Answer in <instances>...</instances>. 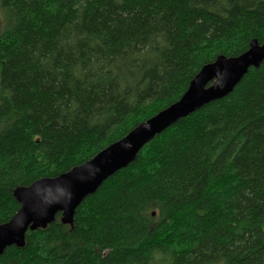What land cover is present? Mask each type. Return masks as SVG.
I'll return each mask as SVG.
<instances>
[{
  "label": "trees",
  "instance_id": "16d2710c",
  "mask_svg": "<svg viewBox=\"0 0 264 264\" xmlns=\"http://www.w3.org/2000/svg\"><path fill=\"white\" fill-rule=\"evenodd\" d=\"M0 224L179 100L217 56L264 42V0H0ZM0 264H264V60L156 135Z\"/></svg>",
  "mask_w": 264,
  "mask_h": 264
},
{
  "label": "water",
  "instance_id": "95a60500",
  "mask_svg": "<svg viewBox=\"0 0 264 264\" xmlns=\"http://www.w3.org/2000/svg\"><path fill=\"white\" fill-rule=\"evenodd\" d=\"M263 60L264 42L255 39L239 56H217L199 70L178 101L137 125L89 161L55 178H43L28 187L15 188L13 197L19 209L8 222L0 224V256L9 247L22 248L28 231L46 229L57 214L61 224L72 226L81 202L107 178L132 163L145 144L179 119L228 96L248 70L257 68Z\"/></svg>",
  "mask_w": 264,
  "mask_h": 264
},
{
  "label": "rangeland",
  "instance_id": "374dc122",
  "mask_svg": "<svg viewBox=\"0 0 264 264\" xmlns=\"http://www.w3.org/2000/svg\"><path fill=\"white\" fill-rule=\"evenodd\" d=\"M6 21H5V17H4V13L2 11V9L0 8V34L3 31V29L6 26Z\"/></svg>",
  "mask_w": 264,
  "mask_h": 264
},
{
  "label": "bare ground",
  "instance_id": "6f19581e",
  "mask_svg": "<svg viewBox=\"0 0 264 264\" xmlns=\"http://www.w3.org/2000/svg\"><path fill=\"white\" fill-rule=\"evenodd\" d=\"M196 76H197V74L194 76V78H193L191 81H193V80L195 79Z\"/></svg>",
  "mask_w": 264,
  "mask_h": 264
},
{
  "label": "snow or ice",
  "instance_id": "6c2138e0",
  "mask_svg": "<svg viewBox=\"0 0 264 264\" xmlns=\"http://www.w3.org/2000/svg\"><path fill=\"white\" fill-rule=\"evenodd\" d=\"M196 91H197V88H196ZM67 179H70V177H69V178H67Z\"/></svg>",
  "mask_w": 264,
  "mask_h": 264
}]
</instances>
